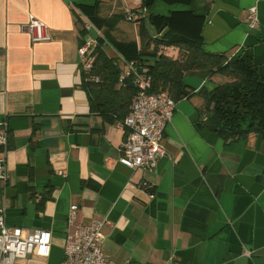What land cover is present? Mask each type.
<instances>
[{"label":"crops","instance_id":"crops-1","mask_svg":"<svg viewBox=\"0 0 264 264\" xmlns=\"http://www.w3.org/2000/svg\"><path fill=\"white\" fill-rule=\"evenodd\" d=\"M177 4L202 18L190 34L201 36L207 51L251 57L264 72V0ZM251 5L258 27L248 30ZM134 6V0H0V122L9 132L0 215L7 226L52 234L47 258L15 264L61 262L72 204L76 223L110 220L101 248L119 264H264V140L252 133L226 142L198 124L196 92L211 89L218 76L185 74L192 93L175 101L163 131L166 153L155 169L118 162V119L93 109L90 102L101 96L88 94L81 83L79 13L99 38L106 32L118 42H133L126 53L134 56L138 24L124 18V8ZM29 15L46 25L48 40H32ZM106 52L129 58L109 40ZM168 52L178 56L173 46Z\"/></svg>","mask_w":264,"mask_h":264},{"label":"trees","instance_id":"trees-1","mask_svg":"<svg viewBox=\"0 0 264 264\" xmlns=\"http://www.w3.org/2000/svg\"><path fill=\"white\" fill-rule=\"evenodd\" d=\"M155 1L172 4L186 3L188 0H143L148 14L133 22L138 24L139 37V48L134 56L126 53V50L135 48L133 42H118L103 32L97 41L90 72L97 75L99 80H90L86 72L81 74V83L86 92L101 96L90 102L92 108L100 114H110L122 120L129 112L135 93L130 80H126L122 86L117 82L120 69L117 60L106 52L109 40L149 76L152 91H165L175 101L192 93L183 81L186 73L202 72L210 79L218 76L220 80H211L214 83L211 89L202 87L196 92L200 98L197 108L199 126L216 132L226 142L252 133L264 140V72L259 71L251 57H229L226 53L207 51L201 36L190 34L199 29L202 22L200 16L188 9L170 11L168 15L155 13L152 11ZM146 23L154 28L156 37L150 35ZM80 31L84 33L82 29ZM161 45L175 47L178 56L171 57L159 52ZM144 55L152 60L144 62Z\"/></svg>","mask_w":264,"mask_h":264},{"label":"built area","instance_id":"built-area-1","mask_svg":"<svg viewBox=\"0 0 264 264\" xmlns=\"http://www.w3.org/2000/svg\"><path fill=\"white\" fill-rule=\"evenodd\" d=\"M135 6L124 8V18L135 22L145 18L148 9L143 0H134ZM81 29L84 31L79 54L84 72L89 79L98 81L97 75L90 74L93 66L94 51L97 46L99 30L83 14L79 13ZM245 25L248 30L258 27L256 5L247 8ZM28 27L32 32L33 41L48 40L45 33L46 25L33 15H29ZM34 30L36 34L34 33ZM172 47V46H170ZM169 47H159V52L168 54ZM121 60L123 68L118 74L117 82L124 85L130 80L135 88L128 114L118 120L116 127L122 131L123 140L120 144L118 162L131 169H155L157 160L166 153L163 144V131L171 122L175 110V100L165 91H152L151 79L139 68L132 59ZM9 151V132L6 121L0 122V179L6 178L5 154ZM152 193L148 192V197ZM77 206H69L63 244V259L59 264H119L104 254L101 244L104 229L111 226L106 217H95L87 223H76ZM52 234L46 229H22L18 226H7L0 215V264H15L18 260L28 257L47 258L51 252ZM250 255V251L246 252Z\"/></svg>","mask_w":264,"mask_h":264},{"label":"rangeland","instance_id":"rangeland-1","mask_svg":"<svg viewBox=\"0 0 264 264\" xmlns=\"http://www.w3.org/2000/svg\"><path fill=\"white\" fill-rule=\"evenodd\" d=\"M187 5L182 4H166L161 1H155L154 5L152 6V11L155 13L160 14H168L170 10H177V9H186ZM43 264V263H41ZM47 264H49L47 262Z\"/></svg>","mask_w":264,"mask_h":264},{"label":"bare ground","instance_id":"bare-ground-1","mask_svg":"<svg viewBox=\"0 0 264 264\" xmlns=\"http://www.w3.org/2000/svg\"><path fill=\"white\" fill-rule=\"evenodd\" d=\"M162 47H164V46H162ZM150 197H153V196L151 195Z\"/></svg>","mask_w":264,"mask_h":264}]
</instances>
